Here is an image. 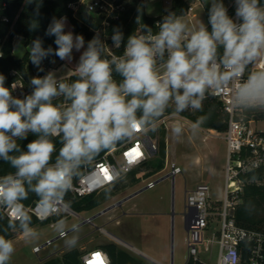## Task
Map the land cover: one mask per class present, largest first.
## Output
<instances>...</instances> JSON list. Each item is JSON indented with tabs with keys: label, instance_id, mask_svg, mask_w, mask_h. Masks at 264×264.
<instances>
[{
	"label": "clouds",
	"instance_id": "9594fccd",
	"mask_svg": "<svg viewBox=\"0 0 264 264\" xmlns=\"http://www.w3.org/2000/svg\"><path fill=\"white\" fill-rule=\"evenodd\" d=\"M235 17L228 15L223 0L211 2L210 31L202 21L190 24L182 15L169 12L158 23V32L153 34L144 25L140 33L145 34L130 35L123 54L110 58L104 57L105 45L96 35L79 57L73 71L77 79L68 83L54 72L33 77V91L22 99L12 95L16 85L6 87V78L0 74V160L15 170L0 176V219L7 213L8 221L5 232L19 229L26 240L37 239L39 234L31 227L32 217L23 203L30 192L38 197L45 217L67 209L70 202L65 196L74 179L93 167L102 152L156 131L170 107L175 115L199 111L207 94L227 90L234 110L264 109V68L252 70L253 65L264 63V3L235 0ZM66 21V17L53 18L47 28L46 35L55 36V50L44 49L40 39L28 49L31 63L40 71L43 58L54 54L71 61L73 49L83 48L82 35L64 31ZM37 27L33 22L30 30ZM111 40L116 48L121 46L119 28L113 29ZM114 72L122 78L119 82ZM59 96L66 103L54 104ZM204 119L192 124L193 135ZM173 131L181 134L182 125L177 123ZM29 133L37 138L24 151L17 141L27 139ZM54 138L62 146L53 162ZM105 169L108 193L128 168ZM53 227L66 235L65 218ZM78 230L77 225L71 226L73 233ZM77 242L75 235L67 240L73 247ZM14 251L13 241L0 235V264H8Z\"/></svg>",
	"mask_w": 264,
	"mask_h": 264
},
{
	"label": "rangeland",
	"instance_id": "374dc122",
	"mask_svg": "<svg viewBox=\"0 0 264 264\" xmlns=\"http://www.w3.org/2000/svg\"><path fill=\"white\" fill-rule=\"evenodd\" d=\"M193 1V11L197 13V17L186 13L182 15L183 18L190 24L199 23V21L208 22L212 0ZM171 2L172 0H145L146 11L150 15H158L169 8ZM231 2L233 0H223L227 10ZM78 16L84 20L89 19L88 14L84 12L79 13ZM65 26L67 32L71 31L74 36L76 35L69 19ZM16 44V55L23 56L26 51H29L24 38H17ZM83 51H85V43L79 52L73 49L71 61L59 59L61 62L59 65H55L51 72H54L57 78L69 76L78 65L79 57ZM207 100L211 101L208 94L202 102V110ZM60 103L62 104V102ZM171 109L170 107L166 111L157 126L161 135L162 128L166 130L164 135L166 156L163 168L150 175H145V173L139 178L135 176L136 171L131 172L117 186V194L106 199L95 208L81 210L79 215H70L66 219V230L71 229L73 224L77 225L83 222L87 217H94L95 224L86 221L78 226V232L73 233L70 230L66 236L57 237L51 243L45 244L48 239L55 238L59 234L51 226L55 217L40 221L33 226L39 234L35 240H26L19 229L16 230L15 236L10 238L13 241L15 251L8 264H42L45 260L59 256L65 250L72 248L73 246H69L67 240L73 235L78 237V242L74 247L81 249L92 248L101 240H111L110 236L102 232L97 226H103L106 230L126 241V244L136 245L138 248L121 243V246L130 255L147 264H161L160 262L169 264L172 254L174 264H186L188 246L184 211L187 191L194 188L197 183L205 181L211 186L212 198H220L223 195L224 162L227 147L223 131L218 129L200 126L199 131L195 135L192 134L191 126L194 121L186 113L196 114L201 110L190 109L175 115ZM177 123L183 128L179 135L173 131V127ZM259 126L264 127V120L259 122ZM157 155L150 159H156ZM173 158L182 168V172L176 174L175 177L171 174ZM149 166L145 164L141 170H147L146 168ZM149 180L156 183L153 186H147ZM261 182L264 183V178ZM135 191L138 192L121 206H114L104 211L110 204ZM173 210L174 218L172 216ZM172 219H174V224H172ZM216 229L217 223L212 221L205 233L211 236V233ZM37 244L43 245L39 252L33 250V246ZM204 245L202 243L199 248L200 259L205 264H216L219 251L218 244L214 242L210 250H205ZM138 249L144 250L154 259L144 255Z\"/></svg>",
	"mask_w": 264,
	"mask_h": 264
},
{
	"label": "built area",
	"instance_id": "2783aa9c",
	"mask_svg": "<svg viewBox=\"0 0 264 264\" xmlns=\"http://www.w3.org/2000/svg\"><path fill=\"white\" fill-rule=\"evenodd\" d=\"M129 1L73 0L68 4L76 16L81 12L88 14L89 19L85 21L93 32V38L99 35L104 43L105 58L123 54L126 43L122 40L121 46L116 48L111 40L113 32L108 29L115 20L119 19ZM193 2V0L189 1L187 12L191 16L195 14ZM230 7L228 8V15L236 19L235 0ZM3 19L9 21L8 16H4ZM158 23H160L159 20ZM140 32L141 30H138L136 34H145ZM155 33L153 32V34ZM6 37L0 38V59L4 56L3 46ZM219 52L222 54V48L219 49ZM54 67V64L41 63L40 68L43 71L39 77L45 76ZM262 68H264V63H257L252 66L253 71ZM0 74H2L1 70ZM246 75L247 73H245ZM5 78L6 87L11 89L13 84L16 85V88L12 90V95L15 97L19 98L24 93L33 91L32 87H29L25 82L23 73L16 67L11 68ZM113 78L117 81L115 72ZM208 95L219 101L220 110L225 114L226 129L223 131L227 147L224 162L225 183L223 195L219 199L211 197V186L205 181L197 183L194 188L187 191L184 218L187 227L188 259L191 257L200 259L199 248L202 243L205 244V250H210L213 243L216 242L219 248L216 264H243L244 262L245 264H264V231L242 226L236 220L237 207L243 199L245 186L250 181L249 173L260 168L264 169V127L259 126V122L264 120V117L258 115L257 111L261 108L234 110L231 107L230 93L227 90L224 93H209ZM64 103L66 101L62 102V104ZM134 149H138L140 153L137 158H132L129 155L133 153ZM158 149L157 136L153 137L148 132L139 134L132 142L118 145L113 151H105L102 156L96 158L93 167L84 170V175L80 179H74L73 187L70 190L73 198L79 200L85 196L105 193L106 182L102 168L111 167L115 169L121 165H126L128 168L123 178L111 185V190H115L119 183L133 171H136L135 176L138 178L144 176L147 171L141 170L142 167L158 153ZM171 167V174L174 177L182 172V168L177 164L175 158L171 161ZM155 183V181L149 180L147 186H153ZM65 200L67 201L66 198ZM23 203L29 213L35 215L39 221H46L55 217L51 226L58 219H67L70 215L80 214L70 204L67 209L61 208L57 214L45 217L39 209L38 200L32 203L23 201ZM5 215L7 216V213ZM84 221L94 223V217H87ZM212 221L217 223V229L211 233V236H208L205 231ZM97 227L102 232L108 233L103 226ZM68 233L69 231L66 230V235ZM58 237L61 235L58 234ZM48 241L52 242L51 239ZM42 248L43 245L33 246L35 252L41 251ZM97 253L99 257L96 256ZM80 259L81 264H111L109 253L101 247H93L84 251Z\"/></svg>",
	"mask_w": 264,
	"mask_h": 264
},
{
	"label": "trees",
	"instance_id": "16d2710c",
	"mask_svg": "<svg viewBox=\"0 0 264 264\" xmlns=\"http://www.w3.org/2000/svg\"><path fill=\"white\" fill-rule=\"evenodd\" d=\"M73 0H0V38L6 37L4 42V56L0 59V70L5 76L8 71L16 67L23 73L25 82L29 87H32L30 81L33 77H39L41 71L34 66L29 59V51H26L23 56L17 57L14 54L13 40L16 35L23 36L27 43H31L35 39L41 40V46L44 49L49 47L56 49L55 36L46 35L48 26L52 23V19H60L61 17H67L73 25V31L76 35H82L85 40V50L89 41L93 39V32L89 29L88 24L82 18H79L74 14L73 9L68 5ZM264 3V0H261ZM189 3L188 0H173L169 8L165 9L162 14L150 15L146 12L145 4L143 0H130L127 4L126 9L121 13L119 19L115 20L112 26L108 29L113 32L114 28H119L123 34V40L127 43V39L130 35L136 34L138 30H141L144 25L153 29V32H158L159 20L162 22L163 17L169 12L175 13L176 15H184L188 12ZM231 7L229 8V10ZM37 11L39 15H37ZM4 16L9 17V21L3 19ZM35 22L38 27L35 30H30V25ZM211 30V25H206ZM67 32L66 28L64 29ZM60 59L59 57L51 54L42 59L41 63L53 64V61ZM117 82L122 78L115 73ZM66 82L71 83L77 77L71 73L69 76L62 77ZM61 78V79H62ZM32 91H28L21 95L19 98H24L26 95H30ZM210 96V100H207L205 107L196 114L186 113L191 120L194 122L204 117V123L201 126L215 128L219 131L226 129L225 114L220 110L219 101L213 96ZM65 101L63 96H59L53 99L54 104H59ZM172 110V109H171ZM258 115L264 117V109L257 111ZM160 130L157 127L156 131H149L150 135L158 138V155L156 159H150L145 164L149 167L146 168L147 172L145 175H150L163 168L164 158L166 156V143L164 139L165 128ZM37 137L29 133L27 139L18 140L22 150L27 151L26 145ZM56 143L57 151L53 154V162L55 156L58 155L59 148L62 146L59 143L58 138H54ZM102 152L98 157L102 156ZM97 157V158H98ZM154 157V156H153ZM152 157V158H153ZM11 165L8 162L0 160V176L14 172ZM249 182L245 186V192L243 199L239 203L236 210V220L238 224L264 231V183L261 180L264 178V169L260 168L249 173ZM118 193V190H111L108 193H102L100 195H89L79 200L74 199L71 192L69 191L65 198L68 202L77 210L92 209L100 205L106 199ZM38 200V197L34 193H29L28 199L25 203H32ZM261 212V213H260ZM32 217L31 227L37 225L39 219L29 213ZM7 216L4 214V218L0 219V235H5L6 238L10 239L15 236V232L7 231ZM18 230V229H17ZM103 248L109 253L111 264H147L143 260L138 259L127 253L115 242H106L103 244ZM85 250L72 247L65 250L61 255L54 256L45 260L42 264H81L80 256ZM247 256V254H246ZM186 264H205L201 259L189 258ZM245 264V262L243 263Z\"/></svg>",
	"mask_w": 264,
	"mask_h": 264
},
{
	"label": "crops",
	"instance_id": "0c3cea01",
	"mask_svg": "<svg viewBox=\"0 0 264 264\" xmlns=\"http://www.w3.org/2000/svg\"><path fill=\"white\" fill-rule=\"evenodd\" d=\"M173 1V0H172ZM188 1H190V0H188ZM143 2H144V4H145V0H143ZM232 3V2H231ZM171 4H172V2H171ZM229 6V5H228ZM146 8V7H145ZM147 12V11H146ZM163 13V11L160 13V14H162ZM159 15V14H158ZM194 16L195 17H197V13L195 12V14H194ZM193 16V17H194ZM79 18H81L80 16H78ZM67 18V17H66ZM67 20H68V18H67ZM205 25H207L208 24V22H205L204 23ZM65 28H66V26H65ZM67 29V28H66ZM72 29H73V25H72ZM19 37H21V38H24L23 36H21V35H16L15 37H14V40H13V45H14V54L16 55V52H15V47L17 46V44H16V39L17 38H19ZM25 39V38H24ZM26 40V39H25ZM26 43H27V41H26ZM20 44H21V42H20ZM31 43H27V47L28 48H30L31 47ZM17 57H21V56H19V55H16ZM61 61H59V59H56V60H54V62H53V64L54 65H59V63H60ZM70 75V74H69ZM62 78V77H61ZM221 198V197H220ZM219 199V198H218ZM126 201V200H125ZM124 201V202H125ZM123 202V203H124ZM122 203V204H123ZM158 213V212H157ZM108 231V230H107ZM106 234H108L109 236H110V238H111V240H101V241H99V242H97V244L96 245H94L93 247H101V248H103V244L104 243H106V242H115V243H117L122 249H124L127 253H129L124 247H122L121 246V243L122 244H126L127 242L126 241H124L122 238H120V237H118L117 235H115L114 233H112V232H110V231H108V233H106ZM126 245H130V247H133V248H138L136 245H134V244H126ZM92 247V248H93ZM88 249H90V248H86V249H83V250H88ZM104 249V248H103ZM106 250V249H105ZM141 253H143L144 255H146V256H150V255H148V253H146L144 250H142V249H138ZM107 251V250H106ZM108 252V251H107ZM130 254V253H129ZM150 258H152V259H154L153 257H151L150 256ZM158 262H160L159 260H157ZM161 264H163L162 262H160ZM170 263H172V264H174V259L172 260V258H171V262Z\"/></svg>",
	"mask_w": 264,
	"mask_h": 264
},
{
	"label": "water",
	"instance_id": "95a60500",
	"mask_svg": "<svg viewBox=\"0 0 264 264\" xmlns=\"http://www.w3.org/2000/svg\"><path fill=\"white\" fill-rule=\"evenodd\" d=\"M256 70H258V69H256ZM138 191H139V190H138ZM138 191H135V192H133V193H131V194H129V195H127V196L121 198L120 200H118L117 202H115V203H113V204H110L107 208L104 209V211H106V210H108L109 208H112V207H114V206H121L122 203H123L125 200L129 199L130 197H132V196H133L134 194H136ZM172 215H173V218H174V210H173V212H172ZM84 222H85V221H83V222L77 224V226L82 225ZM172 224H174V219H172ZM70 230H71V229H69L68 231H70ZM57 237H58V236H56L55 238H52L51 241H53V240L56 239ZM48 242H49V241H47L45 244H47ZM172 260H173V254H172Z\"/></svg>",
	"mask_w": 264,
	"mask_h": 264
},
{
	"label": "snow or ice",
	"instance_id": "6c2138e0",
	"mask_svg": "<svg viewBox=\"0 0 264 264\" xmlns=\"http://www.w3.org/2000/svg\"><path fill=\"white\" fill-rule=\"evenodd\" d=\"M129 155L132 156V158H137V157H139L140 153H139L138 149H134L133 153L129 154ZM102 171L106 174L107 170L102 168ZM96 256L99 257V254L97 253Z\"/></svg>",
	"mask_w": 264,
	"mask_h": 264
},
{
	"label": "flooded vegetation",
	"instance_id": "af4514ba",
	"mask_svg": "<svg viewBox=\"0 0 264 264\" xmlns=\"http://www.w3.org/2000/svg\"><path fill=\"white\" fill-rule=\"evenodd\" d=\"M173 216V215H172Z\"/></svg>",
	"mask_w": 264,
	"mask_h": 264
}]
</instances>
